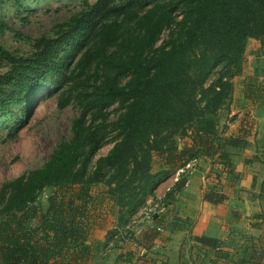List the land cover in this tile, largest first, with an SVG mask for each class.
Segmentation results:
<instances>
[{"label":"trees","instance_id":"16d2710c","mask_svg":"<svg viewBox=\"0 0 264 264\" xmlns=\"http://www.w3.org/2000/svg\"><path fill=\"white\" fill-rule=\"evenodd\" d=\"M132 4L134 9L126 8ZM119 8L96 0L62 23L54 37L36 38L27 56L0 45V60L7 64L0 74V112L26 100L25 117L48 83L59 89L58 107L73 101L79 111L69 139L40 167L2 185L0 264H53L69 250L85 251L92 185L104 183L106 200L117 209L105 248L170 173L191 159L223 158L215 116L229 97L236 73L230 71L246 41H264V0H127ZM100 12L113 17L97 22ZM6 28L0 19V32ZM112 105L119 113L107 122ZM107 127L112 146L92 162ZM187 135L191 145L177 149L174 138ZM153 156L163 163L157 172L150 171ZM44 188L53 192L31 225L36 209L30 206ZM260 191L264 195V181ZM204 198L222 200L213 193Z\"/></svg>","mask_w":264,"mask_h":264},{"label":"crops","instance_id":"0c3cea01","mask_svg":"<svg viewBox=\"0 0 264 264\" xmlns=\"http://www.w3.org/2000/svg\"><path fill=\"white\" fill-rule=\"evenodd\" d=\"M249 75L242 70L229 80L231 95L221 109L228 127L220 141L223 158H197L187 185L178 190L171 187L167 199L172 174L164 178L147 203L154 208L150 219L139 214L132 221L130 239L117 248L110 243L103 248L106 231L116 223H107L103 214L90 215V211L85 251L60 253L63 255L51 263L264 264V195L260 193L264 181V86ZM210 193L222 200L209 203L204 196ZM200 237L207 242L194 241Z\"/></svg>","mask_w":264,"mask_h":264},{"label":"rangeland","instance_id":"374dc122","mask_svg":"<svg viewBox=\"0 0 264 264\" xmlns=\"http://www.w3.org/2000/svg\"><path fill=\"white\" fill-rule=\"evenodd\" d=\"M96 0H0V19L7 28L0 32V45L9 53L15 56H27L32 52V43L41 36L54 37V32L59 30L70 17L86 10L88 6ZM127 0H107L112 9L119 10L126 6ZM140 9V5H136ZM128 9H134L132 4ZM113 15L100 12L95 16V20L100 22ZM63 28V27H61ZM166 31L160 35L157 45L165 39ZM237 67H233L230 72L238 75L243 70L244 74L255 77L259 81V86H264V41L249 39L245 48L238 58ZM7 69V64L0 60V74ZM217 71V70H216ZM239 72V73H238ZM216 77V73L211 75L210 80ZM122 83L124 80L121 81ZM263 83V84H262ZM231 90V89H230ZM58 88H54L51 83L46 84L37 94L25 117H22L28 102H20L10 105L5 111L0 112V190L5 182L11 181L22 173L40 167L48 158L53 148L60 142L67 141L70 137V122L78 116V108L69 101L64 107L57 106ZM230 94V92H229ZM231 95V94H230ZM229 98V97H228ZM227 101L216 113V137L221 141L223 134L227 131L225 118H221L222 112L227 106ZM119 111L112 105L108 109L107 122L116 119ZM257 116L259 112L257 111ZM260 124V123H259ZM107 127L103 133L99 134L101 145L96 151L92 162L97 157H103L112 146V133ZM188 134L189 131H186ZM190 144L187 136L174 138L176 148H183ZM163 168V163L157 156H153L150 164V171L157 172ZM171 174V173H170ZM169 174V175H170ZM77 187H73V190ZM107 187L104 183L92 185L89 189L90 200L86 201V217L88 213L95 212L103 214V220L107 223H116V208L106 200ZM53 188H44L30 209H36V216L31 225L37 224L39 213L47 207V198L52 194ZM57 198V197H56ZM153 198V197H152ZM152 198H147L146 203L141 206L136 213L129 217V222L114 234L111 240L113 247L121 246L125 240L130 239L132 221L139 218V214L149 217L154 208L147 205ZM58 200V199H56ZM103 201L110 205H101ZM150 209V211H148ZM94 212V213H93ZM107 212L110 216L107 218ZM3 216H0L2 219ZM116 245V246H115Z\"/></svg>","mask_w":264,"mask_h":264},{"label":"built area","instance_id":"2783aa9c","mask_svg":"<svg viewBox=\"0 0 264 264\" xmlns=\"http://www.w3.org/2000/svg\"><path fill=\"white\" fill-rule=\"evenodd\" d=\"M196 163H197V159H191L187 161L182 167L178 168L177 170L173 172V174L171 175L172 185L167 189V193L171 192V189L173 188V186H176V184L179 183L180 180H183L181 187H185L187 185V179L195 171ZM157 207L159 209L162 208L161 205H156V208ZM148 211H150V209H148ZM150 214H149V217L146 216L148 219H150ZM156 231H160V228H156Z\"/></svg>","mask_w":264,"mask_h":264}]
</instances>
